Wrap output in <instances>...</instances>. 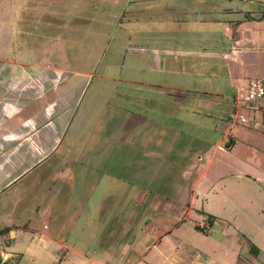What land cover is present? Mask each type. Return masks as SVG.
<instances>
[{"label": "rangeland", "instance_id": "rangeland-1", "mask_svg": "<svg viewBox=\"0 0 264 264\" xmlns=\"http://www.w3.org/2000/svg\"><path fill=\"white\" fill-rule=\"evenodd\" d=\"M263 1L218 0L231 13L217 11L198 23L190 0H0L5 72L24 77L25 86L50 67L77 74L76 89L63 98L69 110L51 128L60 147L19 182L29 193L12 200L23 210H39L28 230H38L45 241L27 260L28 242L16 247L5 240L13 252L6 264H264V133L230 128L228 118L234 92L264 77ZM172 4L194 7L180 19L168 13ZM252 8L255 19H244ZM241 19V42L228 65L223 57L201 55L198 71L196 54H175L172 74H161L157 63L152 69L146 61L136 63L141 55L151 59L135 49L148 44L146 36L197 25L214 32L207 46L227 48L235 44L236 24L229 41L223 23ZM170 40L176 48L177 38ZM183 47L195 49L196 41L188 38ZM186 66L195 73H183ZM21 82L12 81L10 91L16 94ZM184 89L190 92L182 95ZM170 126L183 132L178 148L164 161L149 159L163 150ZM188 130L196 151L227 132L239 143L232 152L227 138L220 142L224 150L213 149L200 161L201 169L208 168L192 202L194 176L169 166L185 163L180 149ZM49 147L43 144L41 152ZM212 214L218 216L213 224ZM253 242L263 248L258 257L250 250Z\"/></svg>", "mask_w": 264, "mask_h": 264}, {"label": "crops", "instance_id": "crops-1", "mask_svg": "<svg viewBox=\"0 0 264 264\" xmlns=\"http://www.w3.org/2000/svg\"><path fill=\"white\" fill-rule=\"evenodd\" d=\"M190 1L196 3V20L198 21V23L199 21L213 18L214 15L217 13V11L220 12L230 11L228 13H231V10L228 9H232V7L227 5L219 6L218 0H190ZM231 1L232 0H229L230 3ZM207 5H209L211 9H215V10L214 11L209 10L207 8ZM192 7H194L192 4H185V5L172 4L170 7L167 8H169L168 13H172L174 17L181 19L182 17H184V14L185 15L188 14L189 16L191 15L189 14V12ZM206 8L209 11H205ZM253 9L254 8H252L251 11H249L248 16H245L244 19L247 20L255 19L254 17L255 14H253L255 13V11ZM263 18H264V13L262 14V19ZM244 19L238 21L231 20L228 23L227 22L223 23L224 30L226 32H229V34H227V38L229 39V41H231L234 24H236V33H237L236 35L237 37H235L234 40L235 44H231V42H229V46L224 49H222L221 47L213 48L211 46H207L206 43L210 44L213 41L210 39H213L214 32L209 31L211 30V28L200 27V25H197L195 30L179 29V30L169 31L161 37H159V35H156L155 37L146 36V38H150V40H147L148 44L146 45V42L144 44H139V46L137 45L135 49H137L138 51L149 53L151 59L142 60V55H141L139 57L140 60H138V62L136 61V63L137 64L139 62L144 63L146 61L145 64L150 65L151 69H152V65L154 66L155 64L156 66L157 63L159 65L160 68L159 71L161 72V74L171 73L170 72L171 69L174 70L176 68L177 61L173 57L175 56V54L179 56L184 54H196V65H197L196 70L198 71L201 69V64L203 63L200 60L201 58H203L201 55L203 56L212 55L213 57L219 56L221 58L223 57V59L226 61L227 64L229 58L231 56H234L235 53L238 52L236 46L241 42L240 30L245 24ZM225 31L224 33H226ZM170 35L175 36L177 38L178 46L176 48L173 41L170 40ZM188 38H193L196 41L195 49H191V50L184 49L183 41ZM159 47L162 49L161 50L162 57L160 56L159 53H157ZM4 62L6 63L8 61H0V231L4 230L7 227L10 228L9 237L12 239L13 242L10 246L16 245L18 244V242L19 243L28 242L26 246L27 250L23 252L25 253L24 258L28 260L32 258L33 254L37 253L41 249L40 248L41 246L38 245L39 242L45 241V237L41 233H39L38 230L35 231L34 229L28 230V227L33 225L34 221L39 217V210L35 212H31L29 206H25L23 210L18 206L15 207L12 204V200H17L18 198H21V196L25 192L29 193V191L23 189V187L20 188L17 186L19 182L26 176V174H28L32 170L31 168L35 164L36 165L39 164L48 154L50 155L54 153V151L58 150V148L60 147L62 142L60 140L61 137L54 138L52 136L53 133L51 131V128L52 129L54 128V124L57 118L64 117V115L69 110V108H67L66 106L67 104L63 103V98H66V95H68V93L71 92L73 88L76 89V87L73 84L74 80L72 81V77L77 76V74L71 73L73 71L68 72V70H66L65 68L59 69L53 67L54 70L56 71L59 70L56 73V71L51 70L52 68L50 67L46 69L47 71H44L42 74H39L37 77L33 75L31 79L33 84L25 86L21 82V80H23L24 77H22L21 75L18 76L14 73L10 74V70L8 68L6 72L4 71V67H3ZM226 71L229 74L228 69H226ZM183 73L194 74L195 71H192L191 69L188 70L186 66L185 69L183 70ZM196 75H199L198 72H196ZM19 80L21 84L17 86V92L16 94H14L12 91H10V83L12 81L19 82ZM85 88H86V84H84V86L80 89L77 103L81 101V98L83 101L84 99L83 92ZM189 92L190 91L188 89H184L180 93L182 95H186ZM178 103L181 102L178 101ZM61 104L66 106V110L61 109V107L59 106ZM144 118L145 120H147L146 116ZM63 122L66 123L65 120H63ZM165 125L166 124H164V126ZM231 127L233 126L230 125V128ZM171 128H172L171 131L166 135L167 140L165 141L163 150L160 153L157 152L155 155L152 154L151 157H148L149 159L155 160L157 159V157L162 156L164 158L162 161H164L165 158H167L171 153L176 151L179 144L178 142L179 138H181L183 132L174 127ZM189 132L190 131L188 130L187 141L183 143V148L180 149L184 158L183 160H185V163L184 164L181 163L178 164L176 162L173 164L169 163V166L170 165L178 166L179 168H181L182 173L184 175L191 173L190 175L194 177L196 176V170L199 171V175L197 178L192 177L194 184L193 186L194 194L191 199L192 202L194 199V195L196 193L199 195L200 192L199 186L201 184L203 177L207 173V168H208L207 167L208 164H207L205 168L201 169L200 161L205 157H207L211 152V150L213 149L224 150L220 145V142L221 143L226 142L227 138H230L231 135L229 134V132H227L224 134L223 139H221L219 143L216 144L213 143L203 151L201 149L200 150L198 149L199 151H196V144L194 145L192 143L193 140H195L196 136H191ZM43 144L50 146L49 147L50 150L42 153L41 146ZM150 144L155 145L157 143L156 141H153ZM238 144H239L238 141L231 137L230 141L226 142V148H228L230 151L233 152L238 146ZM86 159L88 160L87 157ZM26 162H28L29 164H27ZM209 186L210 189H212L213 184L212 185L210 184ZM186 188L190 189L191 187L189 186V188L188 187ZM66 190L67 188L64 186L63 191ZM53 191L55 194L53 205H55L56 190ZM185 201L186 202L184 201L181 202L187 204L188 201L187 200ZM177 203H179L178 200ZM10 217H12V219ZM28 234L30 235L25 236ZM5 240L6 238L4 236L0 237L1 264H6L7 263L6 261L9 260L10 257L9 255L11 256L13 255L12 251L6 249L10 246L3 245L6 243ZM18 245H16V247ZM255 245H257L260 248L258 255H256L258 257L260 256V252L263 248L261 247L260 244H255ZM241 249H242L241 252L247 251L244 248Z\"/></svg>", "mask_w": 264, "mask_h": 264}, {"label": "built area", "instance_id": "built-area-1", "mask_svg": "<svg viewBox=\"0 0 264 264\" xmlns=\"http://www.w3.org/2000/svg\"><path fill=\"white\" fill-rule=\"evenodd\" d=\"M232 107L228 116L231 125H243L264 133V77H254L246 90L235 91Z\"/></svg>", "mask_w": 264, "mask_h": 264}, {"label": "trees", "instance_id": "trees-1", "mask_svg": "<svg viewBox=\"0 0 264 264\" xmlns=\"http://www.w3.org/2000/svg\"><path fill=\"white\" fill-rule=\"evenodd\" d=\"M216 218L217 217L215 215H213V214L209 216V220H210V222L212 224L214 223V221L216 220ZM198 228L201 229V227H198ZM9 233H10V228L9 227H7L4 230H2V235L6 238V240H9V238H10L9 237ZM250 250L252 251V253L254 255H258V253L260 251V248L257 245L252 244L251 247H250Z\"/></svg>", "mask_w": 264, "mask_h": 264}, {"label": "flooded vegetation", "instance_id": "flooded-vegetation-1", "mask_svg": "<svg viewBox=\"0 0 264 264\" xmlns=\"http://www.w3.org/2000/svg\"><path fill=\"white\" fill-rule=\"evenodd\" d=\"M183 175H184V174H183ZM183 175H182V176H183Z\"/></svg>", "mask_w": 264, "mask_h": 264}]
</instances>
